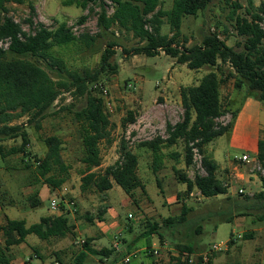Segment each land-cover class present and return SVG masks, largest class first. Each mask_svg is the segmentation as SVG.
Instances as JSON below:
<instances>
[{
  "label": "rangeland",
  "instance_id": "rangeland-1",
  "mask_svg": "<svg viewBox=\"0 0 264 264\" xmlns=\"http://www.w3.org/2000/svg\"><path fill=\"white\" fill-rule=\"evenodd\" d=\"M238 1L243 6L238 11L239 14L247 16L246 9L250 0ZM252 1L259 5L263 0ZM173 2L174 0H162L163 9L170 10ZM39 5L41 12L49 7L48 13L54 15V17H48L44 23L49 29H55L63 21L65 12L71 16L65 17L64 21L73 28L77 36L83 33L89 35L99 33L97 26L98 14L101 12L99 7L89 12L76 7H63L55 0H51L49 6L40 2ZM105 9L109 15L114 12L111 2L106 3ZM9 10V16L19 23L26 33L36 30L38 17L34 19L35 26L32 28L26 23L30 16L28 6L10 4ZM231 11V5H228L225 0H212L205 12L197 17H186L182 26V46L199 45L206 35L216 33L230 47L238 51L242 50L244 39L237 35L235 22L230 19ZM82 16L88 18L83 25L79 23ZM171 32V26L165 21L161 34L171 36ZM110 41L118 44L112 62L118 65L119 70L117 74L104 76L101 82L109 88L110 95L108 100H105V107L113 126L109 140L100 143L102 166L94 172L103 173L108 167L118 162L124 142L128 149L139 157L138 173L146 191L141 187L133 191L131 197L134 202L131 199L129 201L130 196L124 194L123 189L118 185L111 195L100 192L96 188L82 191V178L88 170L82 163L84 155L82 125L76 122L74 112L86 106V98H76L72 94L65 93L58 98L49 111L48 117L42 122L41 131H36L34 126L28 128L31 140L27 149L31 158L29 167L23 162L22 154L9 155L5 161L0 155V205L17 208V214L14 215L16 219H24L28 225H33L39 223L40 218L47 214L51 209V201L54 199L59 203V211L64 209L73 224L82 223L88 229H91L92 223L86 219V216L99 217L108 208L124 209L122 211L124 221L133 226L138 235L142 228L128 221L127 216L130 212L141 206V216L144 220L140 223L146 220L162 223L166 218L180 216L185 203L190 209L187 222L176 227L172 232L162 230L165 235L164 241L156 236L155 249L160 250L161 256L151 258L140 253L129 256V264H153L152 260L156 264H172L174 254L179 253L177 245L180 244L193 248V253H188L194 256L196 262L205 254H209L210 260L205 264H264V200L256 197L264 193L261 180L264 169L255 154L257 140L253 135L263 124L264 114L252 109L247 110V114L239 118L245 101L250 98L255 100V98L249 96L250 91L246 87L241 90L235 88V73L228 65H220L217 68L205 67L196 71L189 69L186 65L178 64L176 59L165 53L154 57L127 55L124 50L139 46V40L130 33L120 31L116 26L100 37L92 49L71 44L54 47L52 52L62 57L71 71L95 72L100 68L101 56ZM0 46L7 48L8 45L0 42ZM212 71L217 72L222 80V102L226 110L225 116L217 122L222 125L233 124V128L207 147V154L220 165L218 176L227 182L230 187L229 193L226 196L207 199L198 190L187 194V186L177 179L175 172V169L185 172L192 180L197 175H206L202 167V155L198 150L195 151L193 165L188 167L185 164L183 141L174 147L163 149L164 166L154 180L152 152L141 147L140 144L157 137L167 138V125H175L183 120L181 89L198 85L201 79ZM93 93L102 98L98 90H94ZM235 114H237L236 118ZM130 115L135 119L133 124L127 122ZM250 117L252 119L249 120ZM23 122H26V118L17 123ZM52 136L61 139L62 158L69 168L67 173H61L59 169L51 173L57 179L66 178L61 187L55 188L45 183L39 176L37 167V161L43 160L48 150L44 139ZM257 138H264V128L259 130ZM20 143L21 141L13 140L3 142L5 152L8 153L11 147ZM172 154H179V157L176 159ZM244 154H247L254 164L233 159L242 157ZM230 158L238 166L239 173H252L256 179L247 182L236 178V171L228 165ZM240 188L246 190L244 195L236 194ZM35 192H41L45 200L41 206L34 208L30 213L29 196ZM180 194L184 198L183 201L179 199ZM240 196L252 199L250 215L237 216L232 223L222 222L230 216L234 200ZM249 234H252L251 239H245V236ZM83 235L86 239L87 235ZM77 237L76 233L63 239L54 238L45 242V248L35 243L26 247L27 251L14 248L11 252L13 264H75V259L81 250L74 244ZM32 238L38 239L36 235H32L30 242ZM0 241L4 244L2 233H0ZM215 244L226 245L218 252H211ZM111 248L113 249V244ZM122 252H124L123 249L115 251V259L121 262L126 257H122L124 254ZM124 255H127L126 252ZM101 260L104 258L91 256L85 264H100Z\"/></svg>",
  "mask_w": 264,
  "mask_h": 264
},
{
  "label": "trees",
  "instance_id": "trees-1",
  "mask_svg": "<svg viewBox=\"0 0 264 264\" xmlns=\"http://www.w3.org/2000/svg\"><path fill=\"white\" fill-rule=\"evenodd\" d=\"M35 1L0 0V42L8 45L7 48L0 46V155L3 160L9 155L22 154L23 162L27 167L30 166L31 158L27 149L31 140L28 128L34 126L36 131H41L42 122L48 117L55 102L61 95L69 93L76 98H86V106L74 112L76 122L82 125L81 138L84 148L82 163L88 170L82 178V191L96 188L100 192H106L114 185H118L126 193L132 194L140 187L137 175L139 157L129 150L124 142L118 162L103 173L93 171L102 165L99 146L102 141L109 140L113 124L106 112L104 100L93 93L91 86L103 81L104 76L118 73V65L112 62L117 42L108 43L101 56L100 68L95 72L71 71L66 61L52 52L54 47L71 44L92 49L98 39L115 26L139 40V46L124 50L127 55L154 57L165 53L176 59L178 64L196 71L205 67L217 68L220 65H228L235 73V88L241 90L246 87L250 91L249 96L264 104V0L259 6L250 1L246 9L247 16L239 14L238 11L243 6L238 0H225L232 7L230 19L235 22L237 35L244 39L243 49L239 51L230 47L216 33L206 35L199 45L182 46L184 19L189 16L197 17L205 12L212 0H174L170 10L163 9L162 0H61L62 6L76 7L83 11L93 12L95 7L100 8L97 20L99 33L96 35L83 33L79 36L66 21L60 22L55 29H49L39 21L34 32L26 33L22 26L9 16V5L28 6L30 16L26 23L32 28L35 26L34 19L38 16ZM107 2H111L114 8L111 15L105 9ZM87 19V16H82L79 23L83 25ZM165 21L171 26V36L161 34ZM181 99L184 109L183 120L175 125H167V138L157 137L141 143L140 146L152 152V167L156 172L164 166L163 149L174 147L183 141L186 166L193 165L194 150H198L202 155V167L206 172L205 176L197 175L192 180L185 172L175 169L177 179L187 186V194L198 190L207 199L226 196L229 193V186L218 176L220 165L207 154L208 145L233 128V124L222 125L217 122L226 114L219 74L212 71L206 74L198 85L182 88ZM234 116L236 118L237 114ZM129 117L127 122L135 123L134 117L132 115ZM24 118L26 122L17 123ZM8 140L21 143L6 153L3 142ZM44 143L48 150L44 159L37 161L39 176L50 186L61 187L66 178L57 179L51 173L57 169L61 173H67L69 170L62 158V141L52 136L44 139ZM172 155L176 159L179 157V154ZM257 158L264 169V138L258 142ZM261 180L264 185V176ZM256 197L264 200V193ZM180 199L184 200L182 195ZM29 201L32 207L41 204L37 195L30 196ZM251 203L252 199L249 197L236 198L230 216L222 222L232 223L237 216L250 215ZM183 204L182 214L178 217L166 218L162 223L146 220L144 231L137 237V242L146 240L149 243L147 244L149 248L144 252L146 256L151 258L154 256L151 246L153 235L164 241L165 235L162 230L172 232L187 222L190 209ZM86 219L93 222L94 217L86 216ZM71 229L65 213L61 216L43 217L39 223L30 226L25 220H8L5 226L0 227V233L4 237V244L0 241V264H13L11 249L24 243L29 235H36L46 241L66 237ZM245 237L251 239L252 234ZM177 249L181 254L193 253L191 246L180 244L177 245ZM115 251L95 250L91 248V240L88 239L84 250L77 255L75 264H85L91 256L107 259ZM180 263V258H173L172 264ZM100 264H105L104 260H101ZM195 264H203V258H199Z\"/></svg>",
  "mask_w": 264,
  "mask_h": 264
},
{
  "label": "crops",
  "instance_id": "crops-1",
  "mask_svg": "<svg viewBox=\"0 0 264 264\" xmlns=\"http://www.w3.org/2000/svg\"><path fill=\"white\" fill-rule=\"evenodd\" d=\"M55 1H58L61 4V0H55ZM250 1H252V0H250ZM39 2L42 3V4H46V6L48 4V6H49V3L51 2V0H38L36 2V10H37V15H38L37 17H38L40 22L46 23V21L48 20V17H50V16L54 17V15H51L50 13H48L49 10H50L49 7L48 8L46 7L44 12H41V8H40V5H39ZM253 4L255 6H259L260 5V4L256 5L255 2H253ZM12 5H17V4H12ZM56 12H58V11H56ZM68 16H71V14H68V13L64 12L63 13V18H64L63 21L65 20V17H68ZM252 109L258 110V112L260 114H262V115L264 114V104L259 102V101H257L256 99L254 100V99L250 98V99H247L245 101L244 106H243V108H242V110H241V112L239 114V118L241 119L243 116H245L247 114V112H248L247 110H252ZM248 119L250 120V119H252V117H250ZM262 123L263 124L260 125V129L264 128V121ZM259 130L256 133L253 134L256 137V140H257L256 151H255L256 157L258 155V142L260 140V138H257ZM244 155H247V154H244ZM152 158H153V154H152ZM233 159H235V158H233ZM233 159L230 158V160L228 162V165L230 167H232L236 171L235 172L236 173V178H239V179H241L243 181H247V182L253 181L252 179H254V180L256 179L255 175L252 174V173L251 174L249 172L239 173L238 166L235 165V163H233ZM246 164H254V163L250 161V162H248ZM138 168H139V166H138ZM95 170H93V171H95ZM152 170H153V177L155 178L154 180H156V178L158 177V174L162 170V168L155 172L153 167H152ZM137 175H138L140 183H141V185H140L141 189H144V191H146V187L144 186V184H142V180H141V178L139 176L138 171H137ZM115 187H116V185H114L111 190H108L105 193H110V195H111V193L115 189ZM140 187H138L137 189H139ZM124 194H127L130 197L132 196V194H128L125 191H124ZM32 195H37L38 196V199L41 200V204L39 206H41L43 201L45 200V197H43L42 193L41 192H35V193L31 194L30 196H32ZM181 195L182 194H180L179 197ZM130 197H129V201H130V199L133 200L132 199L133 197H131V198ZM52 201H54V199ZM52 201H51V203H52ZM133 202H134V200H133ZM39 206H37V207H39ZM30 207H31L30 213H32V210L34 208H37V207H32V205ZM140 209H141V206H139L137 210H135L133 212H130L128 214V216H127L128 221L132 222V224H134V226H140L142 228L141 232L138 235L136 234L137 231L135 230V228L133 226L129 225V224H126V222L124 221L123 216H122V213H123L122 211L124 209L117 210V209H114V208H108V209L104 210L101 213V215H99V217L94 218L93 222H91L92 223L91 229H88L87 226L85 224H82V223L81 224L76 223V225L73 224L71 222V219L68 216L69 214H67L66 211L65 212H63V211L54 212L52 210V208H51L47 212V214L43 215L41 218L49 217V216H61L63 213H65L66 216L69 219V223H70L71 228H72L71 232L68 233V235L66 237H68L69 235H72V234L75 235L77 233L78 237H77V240L74 241V244L77 246L78 249H81L80 252L82 250H84V246H85V244H81V241H85L86 242V240H88V239L91 240V248H93L95 250L100 251V250H103V249H112L111 247H112V244H113L114 237L119 235L120 239H121L120 249H121V251H122V249L124 250V252H122V253L125 254V252H126V254H127V255L123 254L122 257L123 256H126V257L123 259L122 262L119 261V259H118V261H116L115 253H114L110 258L104 259V262H106L108 264H111V263L112 264H125L124 260L127 257L133 256V255H137V254H140V253L144 254V252L149 248V246L147 245L149 243H147L146 240H141V241L137 242V237L144 231V224L146 223V221L140 223L141 221L144 220V217L137 219V217L141 216V214H142ZM56 213H58V215H55ZM16 214H17V208H15L13 206L5 207V205H0V227L5 226L8 220H18V219H16L17 217L14 216ZM130 214H133L135 216V218L130 219L129 218ZM174 217H178V216H174ZM41 218H40V220H41ZM21 220H24V219H21ZM126 225H128V226H126ZM28 226H30V225H28ZM83 234L87 235L86 239H84L85 236ZM133 235H136V236L133 237ZM156 236L157 235H153L152 236V239H151L152 248L156 247ZM31 237H32V235H29L24 243L13 247L11 249V252L13 251L14 248L15 249L16 248L24 249L25 251H27L26 247H28L32 243H35L39 247L45 248L46 247L44 245L45 242H49L50 240L54 239V238H51L50 240L44 241V240H41L40 238H38V239L32 238V240L30 242L29 239H31ZM66 237H63V238H66ZM63 238H59V239H63ZM129 250H130V252H129ZM152 263L156 264V263H154L153 260H152Z\"/></svg>",
  "mask_w": 264,
  "mask_h": 264
},
{
  "label": "built area",
  "instance_id": "built-area-1",
  "mask_svg": "<svg viewBox=\"0 0 264 264\" xmlns=\"http://www.w3.org/2000/svg\"><path fill=\"white\" fill-rule=\"evenodd\" d=\"M91 90L92 91L98 90L100 92L103 100H104V103H105V100H108V97L110 95V92H109L108 86L104 82H98V83L92 85L91 86ZM195 151L196 150H194V152ZM234 158L235 159H238V160H240V161H242L244 163L250 162L249 156H247V155H243L242 157H234ZM229 189H230V187H229ZM245 193H246V190L244 188H240V189H238L236 191V194H238V195H244ZM51 208H52V210L54 212L59 211V203L57 202V200L52 201ZM142 217L143 216H139V217H137V219L138 218H142ZM129 218L130 219H133V218H135V216L133 214H130L129 215ZM81 244H85V241H81ZM120 245H121L120 236L117 235V236L114 237L113 249L119 251L120 250ZM225 245H221V244L216 245L215 244V245L212 246L211 252H218ZM152 251H153V255L156 258H159L161 256L160 250L155 249V248H152ZM174 256H175V258H180L181 259V263L180 264H195L196 263L194 256H192V254H189V253H183V254H181L180 252L179 253L177 252V253L174 254ZM202 258H203V264L208 263L209 260H210L209 254H205L204 256H202ZM129 262H130L129 257H127L124 260V263L125 264H129Z\"/></svg>",
  "mask_w": 264,
  "mask_h": 264
}]
</instances>
